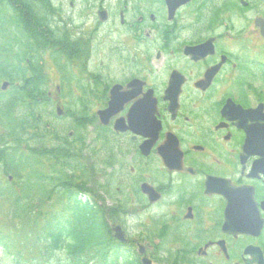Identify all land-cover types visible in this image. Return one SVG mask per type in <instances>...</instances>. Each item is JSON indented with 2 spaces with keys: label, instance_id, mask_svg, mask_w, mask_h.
Masks as SVG:
<instances>
[{
  "label": "flooded vegetation",
  "instance_id": "1",
  "mask_svg": "<svg viewBox=\"0 0 264 264\" xmlns=\"http://www.w3.org/2000/svg\"><path fill=\"white\" fill-rule=\"evenodd\" d=\"M73 1L70 14L63 0H14L25 59L66 56L74 73L53 100L74 105L81 136L42 151L82 149L89 198L120 226L121 250L245 264L258 246L264 258V227L233 235L229 219L257 214L264 225V0H77L76 17ZM97 49L119 53L122 76L90 78ZM111 97L103 125L97 111Z\"/></svg>",
  "mask_w": 264,
  "mask_h": 264
},
{
  "label": "trees",
  "instance_id": "2",
  "mask_svg": "<svg viewBox=\"0 0 264 264\" xmlns=\"http://www.w3.org/2000/svg\"><path fill=\"white\" fill-rule=\"evenodd\" d=\"M19 68L17 63L13 69L20 70ZM38 68V62L35 60H30L25 67L32 76L26 81L29 89L26 92L28 106L19 110L20 115H16L15 109L13 111L3 109V114L27 118L25 127L26 125L36 127L32 137L37 136L40 140L44 124L40 117L44 115L49 117L52 114L44 91H41L40 86H35L41 82V78L44 82V75L41 76ZM4 71L5 68L0 64V73ZM42 99L43 103H39ZM25 130L26 128L21 134L17 132L13 134L17 144L23 142ZM37 152L42 158L41 151ZM17 158L22 161L17 172L18 178L22 181V201L16 203L6 214L9 231L3 233L0 229V247L4 258H7L10 264H53L54 261L55 264H62L56 253L67 250L68 264H114L111 259L118 257V253L110 239L107 221H104L103 214L97 211L95 201L89 204L70 197L63 202L59 212H50L49 208L47 209L44 191L49 180L44 173L43 164L39 163L32 169L27 165L25 154H18ZM55 158L57 162L53 169L58 177L60 173L56 167L60 166V160L56 155ZM3 160L6 161L4 158ZM28 176L30 178L37 176L35 187L43 191V198L38 199L36 204L31 201L29 191L33 181L28 180ZM127 264L131 262L127 261Z\"/></svg>",
  "mask_w": 264,
  "mask_h": 264
},
{
  "label": "rangeland",
  "instance_id": "3",
  "mask_svg": "<svg viewBox=\"0 0 264 264\" xmlns=\"http://www.w3.org/2000/svg\"><path fill=\"white\" fill-rule=\"evenodd\" d=\"M70 0H63V4L67 7L68 9V12L71 14V7L69 5V2ZM88 0H83V3L86 4ZM73 4H74V8H73V12L72 14L75 15V17L77 16L75 12H77L78 14V8L77 9V6L79 5L78 1L75 0L73 1ZM86 6V5H85ZM87 8V7H86ZM94 8H95V5H94ZM67 14V12H66ZM90 16L91 13H89ZM94 17V16H93ZM93 17H89L87 22H90L93 20ZM128 53H123V56H127ZM89 69H91L92 72H97V71H102L103 73L105 72H111L112 73V77H116V78H119V76H122L123 74L122 73H119V70L121 68L120 67V63H119V60L121 59L119 57V53H102L100 49H97V50H94V52H91L90 55H89ZM119 59V60H118ZM45 65H46V68L45 71H46V74H47V77L48 78H45L46 79V82H48V89L51 93L53 94H56V85L59 84V81H58V75H60V72L58 73V71L55 70L54 66L52 65V63L50 62V60H48V58H45ZM62 106H64V103L60 102ZM0 203L1 200H0ZM5 207H3L2 211L5 210L6 208V212L9 210V205L7 204V201L5 203ZM1 205V204H0ZM3 217V218H2ZM5 219V215L3 214H0V226L3 228V230L6 232L8 229H9V225ZM156 264H161V263H158V262H155ZM0 264H9L8 261H6L5 258H3L2 256H0Z\"/></svg>",
  "mask_w": 264,
  "mask_h": 264
},
{
  "label": "water",
  "instance_id": "4",
  "mask_svg": "<svg viewBox=\"0 0 264 264\" xmlns=\"http://www.w3.org/2000/svg\"><path fill=\"white\" fill-rule=\"evenodd\" d=\"M241 197H242V199L244 201L246 200L247 204L249 205V203L251 202V199H250L251 198V193L247 194L246 192H244V195H242ZM229 219H232V221L234 222V223L232 222V226L230 228V231L233 234H235V233H244V234H246L247 233V234L256 236L260 232V230H261V228L263 226L262 225V219H261L260 215H257V214H248V215H245V217H242V218L230 217ZM235 221H237V222H235ZM116 230L117 229H115V235L117 237H119V233ZM142 263L143 264H152V263H150V260H147L146 258L142 259Z\"/></svg>",
  "mask_w": 264,
  "mask_h": 264
},
{
  "label": "clouds",
  "instance_id": "5",
  "mask_svg": "<svg viewBox=\"0 0 264 264\" xmlns=\"http://www.w3.org/2000/svg\"><path fill=\"white\" fill-rule=\"evenodd\" d=\"M56 256L59 257L62 264H68V251L67 250L58 251L56 253ZM53 264H55V261L53 262Z\"/></svg>",
  "mask_w": 264,
  "mask_h": 264
}]
</instances>
